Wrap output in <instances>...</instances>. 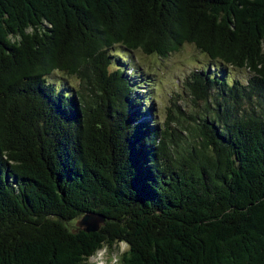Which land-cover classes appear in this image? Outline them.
<instances>
[{"label":"trees","instance_id":"16d2710c","mask_svg":"<svg viewBox=\"0 0 264 264\" xmlns=\"http://www.w3.org/2000/svg\"><path fill=\"white\" fill-rule=\"evenodd\" d=\"M185 43L210 59L196 109L160 125L133 52ZM121 242V264H264V0H0V264Z\"/></svg>","mask_w":264,"mask_h":264},{"label":"rangeland","instance_id":"374dc122","mask_svg":"<svg viewBox=\"0 0 264 264\" xmlns=\"http://www.w3.org/2000/svg\"><path fill=\"white\" fill-rule=\"evenodd\" d=\"M134 62L142 72H153V80L148 88L151 89V101L154 107L152 120L158 124H163L167 119L168 113L180 106L187 112L196 109L191 102L188 90L185 89L184 81L189 73L200 65L209 64L210 59L199 52L192 44L185 43L178 51L171 52L167 57H158L157 55H148L139 50L133 52ZM210 68H217L224 72L227 77L239 79L243 82L249 77L250 73L245 69H235L231 66H225L221 62L212 61ZM50 80L57 85L77 86L78 80L74 76H68L62 72L55 71L49 76ZM148 117L147 114L145 115ZM151 118V117H150ZM79 219L74 220L72 229L78 228ZM124 247L120 243L111 249L107 248V254L104 252L91 256L93 261L98 258L110 260V256L119 253ZM89 264V259H88Z\"/></svg>","mask_w":264,"mask_h":264},{"label":"water","instance_id":"95a60500","mask_svg":"<svg viewBox=\"0 0 264 264\" xmlns=\"http://www.w3.org/2000/svg\"><path fill=\"white\" fill-rule=\"evenodd\" d=\"M104 216L96 213H86L78 222L79 226L85 232H94L97 231L100 227V224L103 223Z\"/></svg>","mask_w":264,"mask_h":264},{"label":"clouds","instance_id":"9594fccd","mask_svg":"<svg viewBox=\"0 0 264 264\" xmlns=\"http://www.w3.org/2000/svg\"><path fill=\"white\" fill-rule=\"evenodd\" d=\"M124 244V247L120 250L119 253H114L110 256V260H105L103 258H98L95 261L92 260V258H89V264H121V256L123 255L124 252L130 251V245H127L125 242H121ZM104 252L107 254V245H104V247L100 250H98L96 255L99 257V253Z\"/></svg>","mask_w":264,"mask_h":264}]
</instances>
